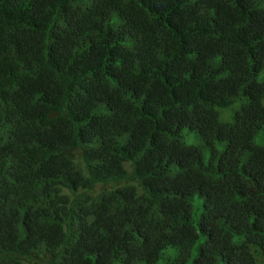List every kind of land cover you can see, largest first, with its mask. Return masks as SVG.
Here are the masks:
<instances>
[{
    "label": "trees",
    "instance_id": "obj_1",
    "mask_svg": "<svg viewBox=\"0 0 264 264\" xmlns=\"http://www.w3.org/2000/svg\"><path fill=\"white\" fill-rule=\"evenodd\" d=\"M0 264H264V0H0Z\"/></svg>",
    "mask_w": 264,
    "mask_h": 264
},
{
    "label": "rangeland",
    "instance_id": "obj_2",
    "mask_svg": "<svg viewBox=\"0 0 264 264\" xmlns=\"http://www.w3.org/2000/svg\"><path fill=\"white\" fill-rule=\"evenodd\" d=\"M231 115H232V109H219V119L221 121L231 120ZM107 186H109V185L107 184Z\"/></svg>",
    "mask_w": 264,
    "mask_h": 264
}]
</instances>
